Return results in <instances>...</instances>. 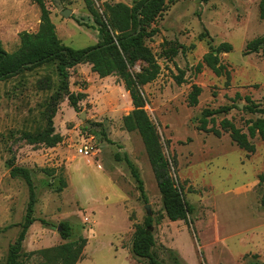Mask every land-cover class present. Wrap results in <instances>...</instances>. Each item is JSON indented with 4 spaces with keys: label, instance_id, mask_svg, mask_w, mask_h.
Instances as JSON below:
<instances>
[{
    "label": "rangeland",
    "instance_id": "rangeland-1",
    "mask_svg": "<svg viewBox=\"0 0 264 264\" xmlns=\"http://www.w3.org/2000/svg\"><path fill=\"white\" fill-rule=\"evenodd\" d=\"M94 1L103 12L106 2L132 5L135 0ZM261 2L173 0L154 24L158 34L146 41L161 70L154 82L142 87L146 110L157 125L166 157L177 160L173 177L194 209L188 223L167 218L143 140L138 132L123 128V117L134 107L118 76L101 79L90 64L72 70L70 91L87 95L78 111L68 99L56 100L54 65L0 83V264L7 262L29 202L26 182L11 177L12 163L31 171L36 192L37 221L23 244V264H58L42 251L79 238L88 243L78 264H146L132 246L136 226L147 216L154 219L153 251L163 264H173L169 249L187 264H264V141L252 140L256 151L249 154L227 132L219 138L199 130L206 109L236 106L208 125L220 130L222 120L228 119L248 133L249 122L263 117L244 110L247 96L264 107V52L246 54L250 42L264 37ZM45 4L63 44L73 49L98 44L84 0ZM57 4L71 10V16H62ZM40 18L32 0H0L4 49L18 51L20 34L36 33ZM224 43L232 46L231 52L219 54L231 75L229 85L225 75L218 77L204 64V57ZM148 69L139 61L130 71ZM182 74L185 82L179 85ZM193 85L203 90L196 107L188 105ZM52 114L61 143L54 148L31 144L28 137L43 132ZM86 145L92 148L89 157L79 152ZM125 154L140 172L147 201L126 163L117 160ZM62 181L66 187L58 192ZM62 223L72 227L68 240L61 238Z\"/></svg>",
    "mask_w": 264,
    "mask_h": 264
},
{
    "label": "trees",
    "instance_id": "trees-1",
    "mask_svg": "<svg viewBox=\"0 0 264 264\" xmlns=\"http://www.w3.org/2000/svg\"><path fill=\"white\" fill-rule=\"evenodd\" d=\"M173 0H135L132 5L125 3H105L103 12L96 7L94 0H84L87 11L96 24L99 42L97 45L84 49H73L62 43L57 34V28L51 19V12L45 4V0H32L41 12L40 26L36 33L23 32L20 34V48L18 51L9 53L3 47L0 39V83L17 77L26 71H34L47 65L56 67L58 76V91L56 100L68 99L71 107L78 111V105L85 100L84 93H73L70 91L71 72L81 64H90L92 71L101 79L111 76H118L123 82L125 90L129 92L132 99L133 110L123 117V128L127 132H138L143 140L149 162L151 164L157 186L162 196L163 209L167 218L172 222H189V215L193 213V206L186 200L182 189L177 185L173 177L172 164L177 165V160L172 162L168 159L163 150V144L158 132L157 125L146 110L147 100L142 87L154 82L160 75V67L154 61L151 49L146 41L153 39L158 34L154 27L157 20L166 11L168 4ZM208 3L211 0H197ZM261 16L264 18V0L261 2ZM82 24L80 20H77ZM83 25V24H82ZM231 52L232 46L228 43L220 45L216 51L208 53L204 57V64L209 67L218 77L226 76L227 85L231 79L230 73L221 63L219 54ZM264 52V37L256 39L247 45V53ZM217 53V54H215ZM143 61L150 66V69L141 73L133 74L130 68L136 62ZM203 64L198 66L201 71ZM185 82L182 76L177 77V83L182 85ZM202 88L193 85L188 95V105L196 107L199 104V97ZM238 99L239 94L236 95ZM247 106L244 110L250 114L263 116L255 121H250L248 133L243 132L232 121L222 120L221 130L215 126L208 128L212 123L215 125L216 117L229 114L236 106H223L218 109H206L202 112L200 131L213 133L217 137L222 136V131L229 133L232 141L242 150L249 154L255 153L256 148L252 140L259 137L264 141V107L256 104L249 96L245 98ZM54 114L47 119V128L38 134L30 135L28 140L31 144H44L47 148H54L62 141V136L57 134L54 125ZM110 141V140H108ZM119 162L124 161L129 168L131 175L136 182L137 189L144 201H147L144 182L135 164L125 154L123 157L117 155ZM12 178L23 179L29 189V202L24 222L21 225V232L16 241L10 246L6 264H23V244L30 227L37 221L34 217L36 204V192L31 171L27 168L10 165ZM262 179H264L262 177ZM66 187L61 182L58 192ZM264 203V198H263ZM46 226H52L49 222L41 220ZM154 219L147 216L142 225L136 226L133 237V254L146 262V264H163L155 255L153 249L156 240L153 234ZM60 235L63 240L72 237V227L69 223L60 225ZM86 238H79L67 242L57 248L42 251L45 254H52L49 259L51 263L78 264L83 258ZM168 253L173 264H187L174 250L169 249ZM48 255V256H49ZM253 264H261L259 261Z\"/></svg>",
    "mask_w": 264,
    "mask_h": 264
},
{
    "label": "water",
    "instance_id": "water-1",
    "mask_svg": "<svg viewBox=\"0 0 264 264\" xmlns=\"http://www.w3.org/2000/svg\"><path fill=\"white\" fill-rule=\"evenodd\" d=\"M57 6H58V10L60 11V14L62 16H64L65 18H69L71 16V14H72L71 10H69V9L63 10L62 7L59 4H57ZM80 117L82 118V120H85L86 113L83 112ZM86 126H87V128H90V124H86ZM147 208L149 209V206H147Z\"/></svg>",
    "mask_w": 264,
    "mask_h": 264
},
{
    "label": "built area",
    "instance_id": "built-area-1",
    "mask_svg": "<svg viewBox=\"0 0 264 264\" xmlns=\"http://www.w3.org/2000/svg\"><path fill=\"white\" fill-rule=\"evenodd\" d=\"M80 154L84 155L85 157H89L90 153L92 152V148H90L89 146H83L80 150H79Z\"/></svg>",
    "mask_w": 264,
    "mask_h": 264
},
{
    "label": "crops",
    "instance_id": "crops-1",
    "mask_svg": "<svg viewBox=\"0 0 264 264\" xmlns=\"http://www.w3.org/2000/svg\"><path fill=\"white\" fill-rule=\"evenodd\" d=\"M127 93V92H126ZM128 95V94H127Z\"/></svg>",
    "mask_w": 264,
    "mask_h": 264
}]
</instances>
